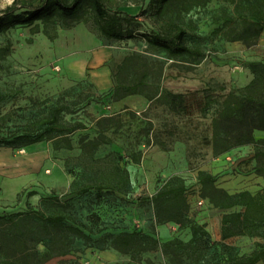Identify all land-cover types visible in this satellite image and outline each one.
Returning <instances> with one entry per match:
<instances>
[{
	"label": "rangeland",
	"instance_id": "obj_1",
	"mask_svg": "<svg viewBox=\"0 0 264 264\" xmlns=\"http://www.w3.org/2000/svg\"><path fill=\"white\" fill-rule=\"evenodd\" d=\"M13 1L0 0V11ZM118 1L139 15L136 29L140 33L157 29L150 0L145 4L139 0ZM235 5L226 0H210L203 5L183 0L169 11L166 18L183 26L189 45L203 51L205 56L198 62L184 57L169 59L165 52L151 48L142 39L108 41L94 31L91 21L68 23V27L67 23L57 22L53 40L42 32L43 25L37 33L22 26L0 33V51L7 53L4 57L0 53V132L5 135L21 131L59 105L66 107L62 112L65 123L86 127L71 135V148H58L53 142L20 150L0 147V199L6 201L0 203V215L23 213L30 205L46 215H65L68 222L79 223L91 238L77 239L68 255L46 264H84V256L111 250L106 235L135 230L160 241L155 251L136 255V264H225L231 257L251 255L259 244H264L262 229L255 236L223 241L225 232L219 219L231 211L210 204L197 208L196 201L193 206L198 226L205 228L210 217L220 237L213 238L207 232L193 239L189 227L174 222L158 224L151 200L169 182L183 180L188 187L196 183L200 172L212 173L213 168H220L214 166L217 158L211 145L212 119L226 95L238 93L252 81L249 64L264 62V32L254 45L234 40L240 30ZM48 33L55 35L53 25ZM101 46L112 51V57L104 63L112 74L126 78L129 70L121 68L124 60L139 56L135 62L153 68L147 93L165 89L187 94L188 111L174 113L144 95L114 102L110 89L98 88L89 80L94 66L93 47ZM82 69L84 74H78ZM154 69H161L162 74L156 76ZM204 95L217 99L206 114L201 105ZM110 115L120 119V129L101 136L96 122ZM254 135L264 142V132L255 131ZM96 139L100 144L94 149L91 143ZM257 150V146L236 149L228 154V161L222 159L221 169L213 174L218 178L217 186L232 194L260 192L264 180L254 173ZM9 156L19 166L14 167L10 177L3 175V158ZM135 158L139 161H133ZM96 186L105 188L99 193ZM88 187L94 188L81 193ZM51 197L59 202H44ZM92 214L100 216L97 225L89 219ZM167 243H171L169 247H165ZM37 247L44 251L43 245Z\"/></svg>",
	"mask_w": 264,
	"mask_h": 264
},
{
	"label": "trees",
	"instance_id": "obj_2",
	"mask_svg": "<svg viewBox=\"0 0 264 264\" xmlns=\"http://www.w3.org/2000/svg\"><path fill=\"white\" fill-rule=\"evenodd\" d=\"M145 4L147 0H139ZM183 0H150L149 9L157 29L140 33L137 27L139 15L126 9L118 0H14L12 4L0 11V33L18 26L30 27L34 33L42 32L54 39L57 36V22L67 23L92 22L94 31L108 41L144 40L151 48L163 51L172 60L187 58L198 62L204 58L199 47L188 43L187 30L172 19L166 18L171 8ZM203 5L210 0H195ZM235 3L239 13L240 30L235 41H244L249 45L258 42L264 32V0H226ZM39 2L38 4H36ZM232 20V19H231ZM53 25L55 35L48 33ZM2 57L7 53L1 50ZM139 56L127 57L121 68H128L126 78L112 74L114 86L110 89L111 98L119 102L129 96L144 95L150 102L164 104L174 113H186L189 109L188 96L158 89L153 94L147 93L148 80L154 75L152 65L135 62ZM132 69V70H130ZM249 69L253 75L249 85L226 95L212 119L211 145L216 158L227 157L230 152L246 146H257L255 152L256 165L254 173L264 180V142L255 138V131L264 132V62H252ZM155 74H162L161 69H154ZM217 99L204 95L202 112L206 114ZM64 106L49 108L45 116L30 123L21 131L2 134L0 147L20 150L40 143L53 142L58 148H71V135L78 129L86 127L81 123L74 125L63 121ZM121 121L110 115L96 122L99 135L113 129H120ZM98 148V139L92 143ZM139 161V158L133 159ZM123 173L127 174L126 171ZM201 195L213 208L231 211L223 218V238L233 236H255L259 230L264 236V187L258 193L240 191L235 194L217 186L218 178L211 173L198 174ZM94 187L83 189L88 192ZM102 192L104 186L95 187ZM187 186L183 180L176 179L166 184L151 197L155 203L158 224L174 222L180 227H189L193 231V239L207 235L204 227L198 226L195 216L190 215V207L186 195ZM32 194V193H31ZM59 202L57 197L44 199ZM28 211L19 213L4 212L0 215V264H46L57 257L68 255L77 239L91 240L79 223L68 222L65 215H46L27 205ZM93 225H97L100 216L89 217ZM110 247L123 255H130L133 262L136 255L153 252L160 246V241L142 230L124 232L118 235H106ZM44 246L41 252L37 245ZM167 243L165 247H169ZM264 262V244L249 256L231 257L225 264H258ZM136 263V262H135ZM137 263H141L137 261ZM222 264V263H217Z\"/></svg>",
	"mask_w": 264,
	"mask_h": 264
},
{
	"label": "crops",
	"instance_id": "obj_3",
	"mask_svg": "<svg viewBox=\"0 0 264 264\" xmlns=\"http://www.w3.org/2000/svg\"><path fill=\"white\" fill-rule=\"evenodd\" d=\"M94 54H93V69L91 71H89V80L90 82L97 86L98 88L101 89H111L113 87V79H112V72L111 69L109 68V66L105 65L104 63L108 62L109 59L112 57V51L110 48L108 47H93ZM60 54V53H59ZM61 55V54H60ZM78 74H84V70H79ZM250 146H246L240 149H248ZM222 159H224V157H220L217 158L215 160L214 166L216 168H219V170L222 167ZM3 160H5V167L3 168V175L5 176H12V173L14 172V167H19L17 164H15V162L13 161V156H9V158L4 157ZM218 162V163H216ZM218 169L215 170L213 168V170H211V174H215L217 171H219ZM19 193V192H18ZM17 193V194H18ZM5 202V200L0 199V203ZM11 201V200H10ZM12 202V201H11ZM2 210H5L6 207H1ZM208 218V224L205 226V230L208 232V234H210L211 237L213 238H219V234L218 231L216 229V223L212 222V219L210 217ZM223 218L221 217L219 220L222 223V228H223ZM214 220H218V217L214 218ZM235 236L233 237H228V238H223V235L221 236V238L223 239V241H227L229 239H233ZM60 259V258H58ZM52 261V260H51ZM83 262H85L84 264H136L135 262H133L132 258L128 255H123L121 253H119L116 250H106V251H97L94 254H88L86 256H84ZM141 264V263H138ZM145 264V263H143Z\"/></svg>",
	"mask_w": 264,
	"mask_h": 264
},
{
	"label": "built area",
	"instance_id": "obj_4",
	"mask_svg": "<svg viewBox=\"0 0 264 264\" xmlns=\"http://www.w3.org/2000/svg\"><path fill=\"white\" fill-rule=\"evenodd\" d=\"M227 161L231 158V156H227ZM186 195L188 198V204L190 207V215H195L196 208L193 206V203L196 201V207L200 208L208 204L207 200H205L201 195V186L199 185V180L197 179L194 185L188 186L186 190ZM195 204V203H194Z\"/></svg>",
	"mask_w": 264,
	"mask_h": 264
}]
</instances>
